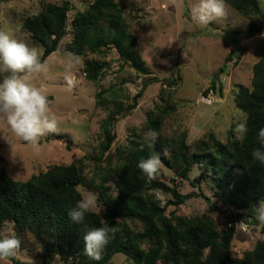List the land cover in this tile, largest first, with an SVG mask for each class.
<instances>
[{
	"label": "trees",
	"instance_id": "obj_1",
	"mask_svg": "<svg viewBox=\"0 0 264 264\" xmlns=\"http://www.w3.org/2000/svg\"><path fill=\"white\" fill-rule=\"evenodd\" d=\"M226 2L251 21L249 37L264 34V12L259 0ZM70 11L67 1L47 3L40 13L25 17L23 29L43 46L41 60H47L62 47L77 56L88 52L106 56L113 44L120 59L148 77L128 105L116 91L111 98L105 96L107 90L96 95L97 106L108 109V114L101 123V141L92 158L95 177L89 181L88 157L69 164L49 165L26 181H18L0 168V232L12 224L22 242L20 250H27L33 259L41 260L40 264H54L57 260L65 264H116L113 258L122 254L129 264H264V240L243 257L232 254L237 225L256 221V209L264 205V167L251 156L252 149L259 147L258 131L264 128V55L253 67L251 88L241 86L236 92L235 103L246 115L248 129L242 138L231 131L225 143L209 134L189 144L186 133L165 136L164 122L177 110L173 93L165 91L163 104L149 114L141 131L131 135L127 147L116 151L115 161L112 146L120 118L137 107L138 99L152 83L161 82L173 89L178 79L172 74L164 79L151 77L125 9L116 0H93L88 8L78 11L70 23L72 37L64 43L70 35ZM256 18L259 22H255ZM102 21L114 28L113 37L95 31ZM108 66V62L91 59L85 61L83 72L88 81L97 85ZM214 90L215 79L205 94ZM219 90L222 91L221 86ZM149 129L159 133L158 141L141 150V138ZM51 138L64 140L69 150L72 147L67 135L51 134L39 141ZM153 154H159L162 164L179 176L177 185L162 180L160 169L155 179L149 180L137 167L141 159ZM196 168H202L199 180H205L214 189L216 202L202 191H181V185L190 181ZM82 188L98 192V200L103 204L101 212L93 211L82 224H76L69 218L68 210L82 198ZM157 192L168 197L164 204ZM192 198H204L209 213L221 214L227 227L219 228L207 214L185 217L173 210L167 212L169 207L178 208ZM136 222L143 230L132 228L130 223ZM101 226L115 227L117 232L104 249L103 259L97 262L84 255L83 237L86 231Z\"/></svg>",
	"mask_w": 264,
	"mask_h": 264
},
{
	"label": "rangeland",
	"instance_id": "obj_2",
	"mask_svg": "<svg viewBox=\"0 0 264 264\" xmlns=\"http://www.w3.org/2000/svg\"><path fill=\"white\" fill-rule=\"evenodd\" d=\"M69 2L71 11L68 15L70 35L64 43L70 41L71 26L74 15L85 10L93 0H1V30L9 32L15 39L24 41L30 47H37L43 54L41 43L34 41L23 29L25 17L40 13L47 3L61 4ZM125 9L130 29L137 36L138 50L150 69L151 77L164 79L171 74L178 79V84L170 89L160 83H152L138 99L137 107L126 113L116 124L117 139L112 146L115 156L119 148H126L128 139L135 131H141L151 112H156L163 104V96L173 93L177 110L166 118L163 134L176 137L186 133L187 141L193 144L209 134H214L221 142H227L229 133L235 131L240 123H245L246 115L235 103L238 88H251L253 67L264 55V34L249 37L251 21L233 10L230 6L227 15L208 26H200L191 19L190 5L196 0H116ZM260 4L262 0H259ZM264 12V7H262ZM255 22H259L256 18ZM95 31L113 37L114 28L102 21ZM113 47L106 56L88 52L77 56L62 47L47 58V73L36 75L32 83L45 90L50 101V108L58 120V135H67L72 140V147L67 148L64 140L50 139L31 146L24 141L13 138L9 144L2 135L11 136L7 125L0 124V168L18 181H26L32 175L44 171L52 164H69L76 159L88 157L86 180L94 175V162L98 145L101 141V123L108 114V109L97 106L96 95L103 90L109 93L116 91L126 105L132 103L148 76L138 74L128 63L119 58ZM243 52V53H242ZM70 54H72L70 56ZM242 56L239 59V56ZM78 61L71 72H68L69 60ZM101 60L109 63L105 76L99 84L88 81L83 69L87 60ZM71 75L75 86L69 90L65 76ZM3 75L0 74V82ZM216 80L217 90L205 94V91ZM220 86L222 91L219 92ZM171 90V91H170ZM236 133V132H235ZM48 134L40 139H44ZM242 138V136L240 137ZM105 165L104 162H102ZM202 168H196L190 181L181 185L184 194L202 191L212 202L217 196L214 189L205 180H199ZM160 178L170 184L180 182L173 170L161 164ZM99 176V175H98ZM175 180V182H173ZM98 182V180H96ZM83 195L91 192L88 189ZM113 192V189H112ZM95 193L98 197V192ZM159 199L166 202L168 197L157 192ZM97 200L94 211L101 212ZM175 211L185 217L209 215L219 226L227 227L226 219L221 214H210L208 203L204 198H192L178 208L169 207L168 213ZM255 215V220H256ZM136 231L143 230L140 223H130ZM4 231L15 235L12 224L5 226ZM264 240V224L240 223L232 245V254L243 257L253 250L259 241ZM40 264L41 260L33 259L27 250H20L18 258L11 264ZM116 264H129L125 255L113 258ZM54 264H65L57 260Z\"/></svg>",
	"mask_w": 264,
	"mask_h": 264
},
{
	"label": "clouds",
	"instance_id": "obj_3",
	"mask_svg": "<svg viewBox=\"0 0 264 264\" xmlns=\"http://www.w3.org/2000/svg\"><path fill=\"white\" fill-rule=\"evenodd\" d=\"M175 3V0H173ZM183 2V0H181ZM261 7H264L262 0ZM226 0H196L190 5L191 19L200 26H208L213 21L223 19L227 15ZM72 54H70L71 56ZM78 61L69 60L67 71L71 72ZM49 64L41 60V53L37 47H30L24 41L15 39L9 32L0 30V124L7 125L11 136L2 138L11 143L13 138L36 146L40 138L58 131V120L51 111L50 101L43 88L35 86L32 81L36 75L47 73ZM69 90L75 86L71 75L65 76ZM247 125L240 123L236 126L237 138L247 133ZM159 133L149 129L142 136L141 150L144 145L151 148L158 141ZM259 147L252 149L251 156L261 167H264V128L257 134ZM159 154L141 159L137 167L149 180L155 179L161 167ZM98 197L95 193L87 192L68 210L69 218L76 224H82L86 215L93 212ZM256 220L264 224V205L256 209ZM117 229L101 226L86 231L83 237L84 255L99 262L103 259V252L110 240L115 237ZM21 240L7 231L0 232V264H11L12 259L18 258ZM32 264V262H29Z\"/></svg>",
	"mask_w": 264,
	"mask_h": 264
}]
</instances>
